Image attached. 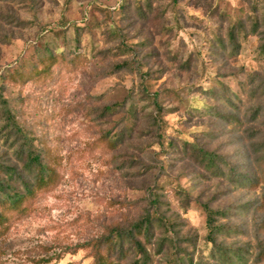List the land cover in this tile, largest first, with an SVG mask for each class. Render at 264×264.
<instances>
[{
  "label": "rangeland",
  "instance_id": "1",
  "mask_svg": "<svg viewBox=\"0 0 264 264\" xmlns=\"http://www.w3.org/2000/svg\"><path fill=\"white\" fill-rule=\"evenodd\" d=\"M176 1L0 0V96L25 131L62 159L57 186L0 228V264H93L85 245L156 210L167 232L158 228L152 240L153 264L171 263L169 244L158 253L165 236L176 240L181 253H194L195 264H214L205 206L227 213L218 216L227 227L219 245L264 250V182L237 191L226 180L201 176L200 165L173 147L178 139L191 140L239 161L228 142L233 126L216 141L206 137V126L226 124L204 116L215 104L204 90L218 81L230 87L244 81L263 91L264 27L252 33V18L254 3L264 0ZM239 21L248 36L236 50L222 48L229 27ZM46 46L81 53L82 61L61 63L46 79L8 77L28 71ZM150 95L158 96L164 111L161 123ZM132 101L137 120L129 114ZM116 104L123 108L103 119V127L134 132L108 154L95 149L94 121ZM3 125L0 109V130ZM2 137L0 131V162L22 165L16 144ZM248 264H264V257Z\"/></svg>",
  "mask_w": 264,
  "mask_h": 264
},
{
  "label": "trees",
  "instance_id": "2",
  "mask_svg": "<svg viewBox=\"0 0 264 264\" xmlns=\"http://www.w3.org/2000/svg\"><path fill=\"white\" fill-rule=\"evenodd\" d=\"M176 4V0H173ZM224 16L223 14H221ZM264 27V5L254 3V16L252 18V33ZM248 29L242 21L232 24L227 32L228 45L232 50L238 48L241 38L248 36ZM261 54L264 57V33H262ZM220 45V44H218ZM222 46V45H221ZM79 52V51H78ZM81 53L57 52V49L46 46L38 52L37 60L28 71L8 73L13 81L26 82L46 79L52 76L61 63L72 62L79 65ZM190 63L187 61L186 66ZM18 77H15V76ZM217 88V90H216ZM252 88L249 83L238 81L234 87L225 81H218L216 87L204 90L215 99V104L207 108L204 116H214L223 127L211 128L206 126V137L216 141L226 136V129L233 126L228 142L234 148L239 161L232 163L228 157L218 153V149H209L195 141L178 139L173 147L186 156H191L197 162L204 178L226 180L232 188L256 190L264 182V89ZM151 101L157 111L158 122H162L164 111L157 95H150ZM122 104L105 107L95 120L99 128V137L94 142L95 149L101 148L108 154H114L121 146L131 139L133 129L123 126L117 132L104 128L103 119L113 117ZM0 109L4 117V125L0 130L4 142L13 141L16 150L23 158L22 165H4L0 162V228L5 226L16 213H25L31 208V201L41 192L53 190L60 181V155L35 135L28 134L22 125L17 122L16 115L7 99L0 96ZM130 117L138 119L137 106L132 101L129 105ZM241 161H244L240 164ZM206 239L211 244L209 257L214 264H248L253 257L262 260L264 250L244 251L223 247L218 244V236L224 234L226 226L218 223V216L225 218L227 213L223 210L214 211L205 206ZM157 210L147 212L138 221L131 222L127 227H114L108 235L83 248H90L93 264H153L152 240L158 228L166 230L165 220L158 216ZM0 230V237H1ZM170 247L169 257H173L170 264H195L194 253L178 250L174 238L163 237L157 244L158 253ZM198 264H205L199 262ZM210 264V263H206Z\"/></svg>",
  "mask_w": 264,
  "mask_h": 264
}]
</instances>
